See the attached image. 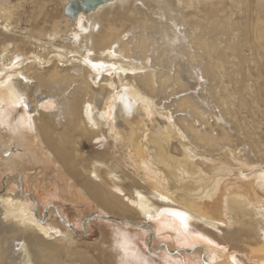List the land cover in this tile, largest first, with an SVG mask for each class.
I'll list each match as a JSON object with an SVG mask.
<instances>
[{
	"label": "bare ground",
	"instance_id": "1",
	"mask_svg": "<svg viewBox=\"0 0 264 264\" xmlns=\"http://www.w3.org/2000/svg\"><path fill=\"white\" fill-rule=\"evenodd\" d=\"M0 73V264H123L116 231L86 239L66 202L186 237L137 193L214 233L190 239L199 262L264 264V0H0Z\"/></svg>",
	"mask_w": 264,
	"mask_h": 264
},
{
	"label": "rangeland",
	"instance_id": "2",
	"mask_svg": "<svg viewBox=\"0 0 264 264\" xmlns=\"http://www.w3.org/2000/svg\"><path fill=\"white\" fill-rule=\"evenodd\" d=\"M236 15H234V16H236ZM230 70L231 71L233 70L235 72V70L232 68ZM230 87H231V85H230ZM232 88H236L235 83H233ZM260 105H261V109L262 108L264 109V106H263L264 102L263 101L260 102L259 106ZM234 107H235V109H234L233 114L236 113L235 116H238L239 119L246 116L248 118L247 124L253 125L252 127L256 126L255 125L256 122L251 119L252 116H251L250 112L246 109V107H244L242 105H241V107H239L238 102H236ZM24 109L26 110V112L29 111L28 108L27 109L24 108ZM24 109L19 108L20 111L19 110L18 111L23 112ZM257 118H259V119L261 118V115L259 113H257ZM209 121L212 123V125H214V128L218 129L217 125H216L217 122H216L215 116L213 118L209 117ZM255 131H257L261 135V139L264 141V124L260 129H255ZM96 147L97 146L94 147L92 144L88 143V145L85 149L89 152H92L93 149ZM226 156H227L226 159H228V164L232 165L234 168L233 174L232 173H231L232 175L230 174V178H229L230 180L229 179L228 180H229V182H233V181L235 182V180L237 181V179H236L237 177L235 176V174L239 173V170H245V169L241 166V163L233 160L234 158L229 153ZM219 157L221 158L222 156H219ZM229 157L231 158V160ZM226 163H227V160H226ZM206 165L207 166L204 167L205 169L208 167L207 163H206ZM209 165H211V164H209ZM0 166H1V161H0ZM35 171L36 170H34V172ZM50 173H52L51 177H53V175L56 172L52 171ZM1 174H2V168L0 167V175ZM39 175L41 176L42 174L39 173ZM246 182L248 183L250 181H246ZM171 184L173 185V182ZM22 185L25 186V188L27 190L26 192H31L34 190L33 186L28 184L27 182L22 183ZM57 191H58V189H56V191H54L56 193V197H55V199L52 198V200H56V202H64L60 198V196L58 195ZM263 195H264V193H263ZM217 201H218V197L215 198V202H217ZM46 202H48V201H46ZM64 204L65 205L63 208L65 209L64 215L66 216V220L68 221L70 226L77 229L78 232L86 235V239H88V240L99 239L102 236L101 231H103V233H106L105 236L108 239L111 238V232L112 231L117 232V233L115 232L117 237L119 236L118 230H119V232L123 231V233H126L127 241L129 244V255L126 258L124 257L123 264H138L139 260H143V259H147V258L151 260L149 264H166L167 261H169L170 263H171V261L174 262L172 264H203L202 262H199V260H198L199 255H197L195 253V248L186 247V245L192 244L190 239L194 235L189 234L187 237H185V238L182 237L178 241L177 240H170V239L165 238L164 236H161L159 234H157L156 236L154 234L151 237H149L148 232H144L143 230L139 229V227H137L135 224L130 225L125 221L116 222L113 219H110L112 221L111 222L108 221L109 223H107V224L103 222V224H105V226H104V225H100L99 223H96L95 218H88L87 217L88 214L93 215L96 213H103L102 210L99 208H96V207L85 208L84 209L85 213H84L83 217H81V219H79L80 217L78 216V211H77L78 209L75 206V204L74 203H67V202ZM84 207L85 206H83L82 208H84ZM110 215H112V214H110ZM114 216H116V215H114ZM120 217H122V216H120ZM79 222H80V224H79ZM200 226H201L200 224L191 223L190 224L191 232L192 233H201L204 236H206L208 239H210L211 236H215L214 233L211 234V233L205 232L204 230L201 229L202 227H200ZM176 233H177L176 231H172L173 236H175ZM187 241H188V243H187ZM194 244H197V243H194ZM165 246H167V247H165ZM170 250H176L177 252L170 253L169 252ZM237 252L238 251H235V253H233L234 254L233 256L237 260L236 264H253V262L251 263L249 261L244 262L242 260H239V258H237V256L240 255V253L239 252L237 253ZM132 253L136 254L135 258L133 257ZM192 260H194V261H192Z\"/></svg>",
	"mask_w": 264,
	"mask_h": 264
},
{
	"label": "snow or ice",
	"instance_id": "3",
	"mask_svg": "<svg viewBox=\"0 0 264 264\" xmlns=\"http://www.w3.org/2000/svg\"><path fill=\"white\" fill-rule=\"evenodd\" d=\"M89 55H91V54H89ZM17 59H19V57ZM13 63H15V62H13ZM85 63L86 64H90L93 69H102V68L109 67L108 65H104L102 62L101 63H93L91 60H88L87 58L85 59ZM110 67L116 68L117 66L116 65H111ZM121 70H123V69H121ZM0 75H3V73H0ZM125 91H127V90H125ZM120 99H121V101L124 104V108L127 111L131 112L132 107H133V103H130L126 96H121ZM17 106H22L24 108L28 107V105L25 104L24 98L22 96H19L17 98ZM109 118H111V117H109ZM30 120H31V118L28 117L29 126H30ZM137 196L139 197V201H140L139 207L145 213L147 221H153V220L160 221L161 217H163L165 215L173 217V218H175V219H177L179 221L180 230L183 232V234L186 237L189 234H191V235L196 236L197 238H199L202 241H206L210 245L213 244V241L209 240L203 234H201V233H192L191 232L190 221L193 219V217L191 215H189V213L187 211H178V210H175L173 208L155 209V208L150 207L147 204L146 198L143 195H141L140 193H137ZM159 198L161 200H166L167 199V197H164V196H161ZM168 227H170V226H168ZM171 230L172 231H176L175 228H171ZM118 234H119L121 239L118 241L117 246L123 251L124 257L126 258L129 255V244H128V241H127V235H126V233H119V230H118ZM186 247H188V248H196L197 245L188 244V245H186ZM132 255L135 258L136 254L132 253ZM233 261H234V264H235V257H233ZM138 264H148V260L147 259L139 260ZM203 264H209V262L207 260H204Z\"/></svg>",
	"mask_w": 264,
	"mask_h": 264
}]
</instances>
